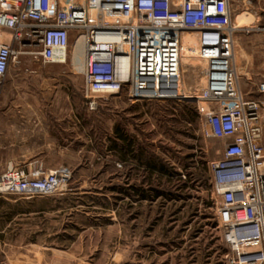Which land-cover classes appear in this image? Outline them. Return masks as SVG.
<instances>
[{"label":"rangeland","instance_id":"1","mask_svg":"<svg viewBox=\"0 0 264 264\" xmlns=\"http://www.w3.org/2000/svg\"><path fill=\"white\" fill-rule=\"evenodd\" d=\"M231 10L252 15L233 22L253 27L235 31L234 50L243 93L264 102V0H231ZM196 45L186 33L183 85L192 96L206 86ZM84 55L83 39L71 40L79 76H64L59 97L37 104L64 109L62 156L58 147L45 172L67 167L72 178L59 194L0 196L2 211L32 213L0 234V256L9 264H225L211 170L225 142L207 136L201 104L87 95ZM43 82L33 81L39 93Z\"/></svg>","mask_w":264,"mask_h":264},{"label":"built area","instance_id":"2","mask_svg":"<svg viewBox=\"0 0 264 264\" xmlns=\"http://www.w3.org/2000/svg\"><path fill=\"white\" fill-rule=\"evenodd\" d=\"M240 16L253 19L246 12L233 18L231 0H0V79L24 53L65 63L71 40L82 38L87 95L196 98L207 136L225 142L211 166L225 264H264V102L240 86L234 33L253 29L234 27ZM184 33L198 36L206 63V86L193 96L183 92ZM258 91L264 94V80ZM71 178L67 167L46 173L9 165L0 172V196L59 194ZM0 264L9 263L0 256Z\"/></svg>","mask_w":264,"mask_h":264},{"label":"crops","instance_id":"3","mask_svg":"<svg viewBox=\"0 0 264 264\" xmlns=\"http://www.w3.org/2000/svg\"><path fill=\"white\" fill-rule=\"evenodd\" d=\"M3 39L8 43L11 38L4 32ZM30 56L21 54L19 60L10 65L7 75L0 79V172L9 165L41 167L47 172L49 168L45 164L58 161V147L62 156L64 109L37 104L40 99L56 100L63 87V77L79 76L80 69L72 59L65 63H44ZM236 65L238 71L237 60ZM238 74L242 76L239 71ZM39 78L44 80L41 93L37 91L39 83L36 86L33 83ZM31 215L25 210L15 212L8 208L5 212L0 209V234L6 235L7 228L17 226Z\"/></svg>","mask_w":264,"mask_h":264},{"label":"bare ground","instance_id":"4","mask_svg":"<svg viewBox=\"0 0 264 264\" xmlns=\"http://www.w3.org/2000/svg\"><path fill=\"white\" fill-rule=\"evenodd\" d=\"M185 34H186V33H184V34L182 35V46H183V37H184ZM193 35H195V37H196V41H197L196 48H195V49L193 50V52H192V53H193V57L196 56V57H197V58H196V61H200V63L203 65V67H206V63L203 62V61L199 58V56L197 55V50H198V48H199V39H198V36H197L196 34H193ZM58 56L61 57V56H60V53H58ZM62 57H63V56H62ZM193 57H192V59L190 58L189 60H195ZM182 58H183V57H182V53H181V63L184 62ZM83 69H84V67H83ZM202 80H203L202 84H205V82H206L205 77H204ZM184 88H185V86L183 85V92H184L186 95L191 94V93H187V92H185Z\"/></svg>","mask_w":264,"mask_h":264},{"label":"trees","instance_id":"5","mask_svg":"<svg viewBox=\"0 0 264 264\" xmlns=\"http://www.w3.org/2000/svg\"><path fill=\"white\" fill-rule=\"evenodd\" d=\"M119 137H121V139L125 140V138H124V136L122 134H120ZM149 166L152 167V168H159L160 171H166L165 167H163V166H155V164H149Z\"/></svg>","mask_w":264,"mask_h":264}]
</instances>
